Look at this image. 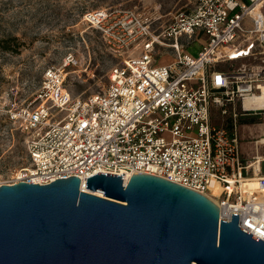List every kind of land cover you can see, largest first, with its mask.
<instances>
[{"label": "built area", "instance_id": "obj_1", "mask_svg": "<svg viewBox=\"0 0 264 264\" xmlns=\"http://www.w3.org/2000/svg\"><path fill=\"white\" fill-rule=\"evenodd\" d=\"M83 20L115 59L106 86L70 97L63 70L47 68L32 101L6 107L26 155L8 185L76 177L80 190L97 173L122 174L124 183L151 175L210 200L217 221L237 215V226L264 242V192L246 187L264 182V0H197L158 29L131 11L95 10ZM189 41L199 45L195 55ZM213 110L224 124L212 123ZM250 116L263 132L245 160L237 120Z\"/></svg>", "mask_w": 264, "mask_h": 264}, {"label": "water", "instance_id": "obj_2", "mask_svg": "<svg viewBox=\"0 0 264 264\" xmlns=\"http://www.w3.org/2000/svg\"><path fill=\"white\" fill-rule=\"evenodd\" d=\"M78 186L1 184L0 264H264V242L237 215L217 221V207L182 186L102 173Z\"/></svg>", "mask_w": 264, "mask_h": 264}, {"label": "rangeland", "instance_id": "obj_3", "mask_svg": "<svg viewBox=\"0 0 264 264\" xmlns=\"http://www.w3.org/2000/svg\"><path fill=\"white\" fill-rule=\"evenodd\" d=\"M196 2L0 0V44L8 42L16 50H3L0 45V185L12 183L17 171L26 164L23 137L6 119L5 109L12 102L21 105L32 101L45 69L63 70V85L70 97L82 98L100 92L106 86L115 59L99 35L86 25L83 20L85 14L101 9L131 11L151 19L152 28L158 29L167 24L175 12L189 11ZM189 43L191 47L186 51L195 55L199 45L193 41ZM14 44L18 46L14 47ZM156 54L162 55V50H156ZM164 61V58L160 59L159 64ZM65 63L67 65L63 66ZM219 67L224 68L222 65ZM211 117L214 125L224 124L225 118L219 115L218 110H213ZM240 119L242 117L237 120L238 141L249 157L262 120L257 119L249 124L241 123ZM246 187L251 191L256 186ZM257 192H264V187H258L250 193Z\"/></svg>", "mask_w": 264, "mask_h": 264}, {"label": "trees", "instance_id": "obj_4", "mask_svg": "<svg viewBox=\"0 0 264 264\" xmlns=\"http://www.w3.org/2000/svg\"><path fill=\"white\" fill-rule=\"evenodd\" d=\"M12 41H14V40H12ZM0 45H1V48H3V50L13 51V52L16 51V50H14L13 48H11L9 46L8 42H2ZM17 46H18L17 44H14V47H17ZM257 119L258 118H255L253 116H250V117H247V118L240 119V122L241 123H249V124H251V123H253ZM246 185H251V187L256 186V187L252 188V190H251V193H252L254 191V189H256L258 187H264V182L263 183L260 182L259 185H258V182L257 181H255V182H248Z\"/></svg>", "mask_w": 264, "mask_h": 264}, {"label": "crops", "instance_id": "obj_5", "mask_svg": "<svg viewBox=\"0 0 264 264\" xmlns=\"http://www.w3.org/2000/svg\"><path fill=\"white\" fill-rule=\"evenodd\" d=\"M259 128H260V130H259L258 134L256 135V137L259 136L260 134H262V132H263L261 125ZM241 137L243 138L244 136H241ZM239 147H240L241 156L243 157V159L247 160L249 158L248 154H247L246 150L244 148H242L241 143H239ZM259 152L261 153V156L263 158L261 163H260V171H261V174L264 175V147H260Z\"/></svg>", "mask_w": 264, "mask_h": 264}, {"label": "bare ground", "instance_id": "obj_6", "mask_svg": "<svg viewBox=\"0 0 264 264\" xmlns=\"http://www.w3.org/2000/svg\"><path fill=\"white\" fill-rule=\"evenodd\" d=\"M67 64L65 63V66H66ZM63 77H65V74L63 75ZM260 104L258 103V104H254V106H259ZM244 106L245 107H248V106H251V103H250V101H245L244 102ZM83 190L85 191V189L83 188ZM94 195H96V196H101L98 192H96V193H93Z\"/></svg>", "mask_w": 264, "mask_h": 264}]
</instances>
